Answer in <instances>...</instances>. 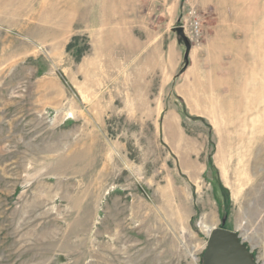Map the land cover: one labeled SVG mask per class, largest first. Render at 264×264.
<instances>
[{
    "label": "rangeland",
    "instance_id": "obj_1",
    "mask_svg": "<svg viewBox=\"0 0 264 264\" xmlns=\"http://www.w3.org/2000/svg\"><path fill=\"white\" fill-rule=\"evenodd\" d=\"M214 227L264 264V0H0V264H202Z\"/></svg>",
    "mask_w": 264,
    "mask_h": 264
},
{
    "label": "water",
    "instance_id": "obj_2",
    "mask_svg": "<svg viewBox=\"0 0 264 264\" xmlns=\"http://www.w3.org/2000/svg\"><path fill=\"white\" fill-rule=\"evenodd\" d=\"M185 46L184 59H188L190 43L182 27L173 29ZM222 226L225 219L222 220ZM203 264H257L251 251L240 240L239 235L222 227L209 231L206 246L202 253Z\"/></svg>",
    "mask_w": 264,
    "mask_h": 264
},
{
    "label": "built area",
    "instance_id": "obj_3",
    "mask_svg": "<svg viewBox=\"0 0 264 264\" xmlns=\"http://www.w3.org/2000/svg\"><path fill=\"white\" fill-rule=\"evenodd\" d=\"M188 14L189 19H187L186 22L188 21L190 35L194 37L200 32V20L194 10H189Z\"/></svg>",
    "mask_w": 264,
    "mask_h": 264
},
{
    "label": "flooded vegetation",
    "instance_id": "obj_4",
    "mask_svg": "<svg viewBox=\"0 0 264 264\" xmlns=\"http://www.w3.org/2000/svg\"><path fill=\"white\" fill-rule=\"evenodd\" d=\"M202 264H203V261H202Z\"/></svg>",
    "mask_w": 264,
    "mask_h": 264
}]
</instances>
